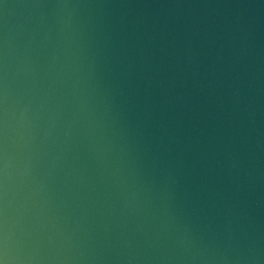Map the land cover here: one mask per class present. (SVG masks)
I'll use <instances>...</instances> for the list:
<instances>
[{"label": "water", "instance_id": "water-1", "mask_svg": "<svg viewBox=\"0 0 264 264\" xmlns=\"http://www.w3.org/2000/svg\"><path fill=\"white\" fill-rule=\"evenodd\" d=\"M0 264H264V0H0Z\"/></svg>", "mask_w": 264, "mask_h": 264}]
</instances>
